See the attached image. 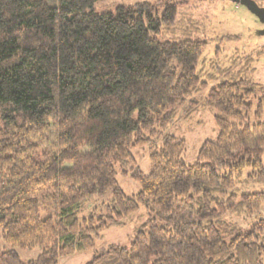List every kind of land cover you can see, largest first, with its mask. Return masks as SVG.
Wrapping results in <instances>:
<instances>
[{
    "label": "trees",
    "instance_id": "1",
    "mask_svg": "<svg viewBox=\"0 0 264 264\" xmlns=\"http://www.w3.org/2000/svg\"><path fill=\"white\" fill-rule=\"evenodd\" d=\"M0 0V264H58L145 207L129 247L86 264H264V82L253 58L204 77L179 1ZM255 60V59H254ZM204 93L217 135L173 134ZM147 147L150 170L134 159ZM139 183L128 196L117 175ZM40 248L22 261L15 250Z\"/></svg>",
    "mask_w": 264,
    "mask_h": 264
},
{
    "label": "rangeland",
    "instance_id": "2",
    "mask_svg": "<svg viewBox=\"0 0 264 264\" xmlns=\"http://www.w3.org/2000/svg\"><path fill=\"white\" fill-rule=\"evenodd\" d=\"M163 0H102L94 5L95 12L114 11L118 5H132L138 2H150L159 5L160 12ZM179 1L178 8L186 16H193L200 25L199 38H205V46L201 58L204 77L213 71V66L228 67L231 59L246 56L253 58L255 67L254 80L264 82V35L260 31L264 25L245 6L231 0H174ZM264 7V0H255ZM255 59V60H254ZM197 96V106L187 118L180 117L172 130L173 134L186 140V150L183 159L191 164L197 160L198 150L205 140H213L217 135L214 112L202 105V95ZM147 147H134L132 154L144 173L150 170ZM118 185L126 195L138 192L139 183L127 176L118 174ZM258 188L264 190V183ZM147 210L140 206L137 213L131 216L124 225L112 226L106 229L96 240L92 250L78 252L59 259L58 264H86L95 254L101 253L109 244H119L129 247L135 230L147 218ZM264 215V207L260 211ZM1 235V231H0ZM0 248L8 250L12 247L0 238ZM20 259L24 262L36 259L40 248L20 249L15 247Z\"/></svg>",
    "mask_w": 264,
    "mask_h": 264
},
{
    "label": "water",
    "instance_id": "3",
    "mask_svg": "<svg viewBox=\"0 0 264 264\" xmlns=\"http://www.w3.org/2000/svg\"><path fill=\"white\" fill-rule=\"evenodd\" d=\"M231 1L245 6L264 25V7L258 5L255 0H231ZM260 34L264 35V28L260 31Z\"/></svg>",
    "mask_w": 264,
    "mask_h": 264
}]
</instances>
